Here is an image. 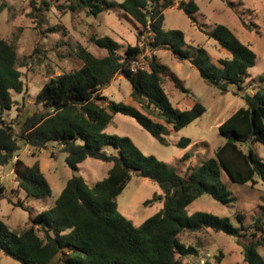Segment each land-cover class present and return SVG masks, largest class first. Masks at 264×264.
Wrapping results in <instances>:
<instances>
[{
	"label": "trees",
	"instance_id": "1",
	"mask_svg": "<svg viewBox=\"0 0 264 264\" xmlns=\"http://www.w3.org/2000/svg\"><path fill=\"white\" fill-rule=\"evenodd\" d=\"M222 1L234 10L233 1ZM80 2L82 9L92 15L117 11L135 25L136 42L123 46L106 35L93 38L95 45L105 51L103 56L78 48L81 65L44 82L34 97L36 108L23 120L15 117L6 121L3 115L14 104L11 91L24 90L19 69L29 64L33 53L19 57L12 41L0 39V164L12 161L16 189L26 197L49 196L51 189L37 160L27 165L18 157L19 141L34 149L56 142L72 171L87 157L110 163V167L106 176L92 186L82 176L72 174L51 208L30 211L29 225L19 232L12 230L0 215V251L21 264H218L223 257L221 251L214 255V262L183 260L198 256L199 249L181 241L179 236L211 229L235 239L244 264H264V257L258 252V247L264 246V228L258 217L248 225L238 213L239 225L234 226L227 218L212 213L196 211L188 215L185 211L202 194L220 204L234 200L223 181L224 172L236 183L254 184L259 180L264 184V161L250 147L256 142L264 146V76L258 77L254 92L243 91L247 70L255 63L254 51L225 24L215 23L210 30L197 25L207 38L229 53L214 61L200 45L193 52L181 30L163 28V11L171 7L183 10L196 24L194 0ZM70 8L75 9L74 5ZM159 49L168 50L178 60L189 61L211 85L225 90L232 84L238 92L243 91L244 106L218 125L222 144L213 156L183 175L155 156L143 154L129 137L105 132L113 115L120 113L132 117L166 145L169 131L192 122L205 111L198 101L187 109L171 105L164 81L171 80L181 91L186 89L178 76L159 61L155 54ZM141 59L145 61L142 63ZM116 76L130 83V97L139 109L101 95V89ZM188 143L187 137L178 141L182 147ZM240 144H247L246 151ZM133 174L152 180L161 189L151 199L161 202L160 210L139 225L124 218L115 201ZM10 193L13 190L0 185V200L6 198L23 207L20 201H12Z\"/></svg>",
	"mask_w": 264,
	"mask_h": 264
},
{
	"label": "rangeland",
	"instance_id": "2",
	"mask_svg": "<svg viewBox=\"0 0 264 264\" xmlns=\"http://www.w3.org/2000/svg\"><path fill=\"white\" fill-rule=\"evenodd\" d=\"M194 1L197 5L194 13L196 24L191 23L183 10L171 7L163 11V28L181 30L186 45H192L193 52L195 46L200 45L215 61L219 57L229 56V53L207 38L197 25L204 30H210L215 23L228 26L256 55L254 65L247 70L248 77L243 86L244 92H254L259 85L258 77L264 76V0H231L236 5L234 10L222 0ZM71 5H74V10L70 8ZM135 30V25L120 17L117 11L88 14L82 9L79 0H0V39L12 41L19 57L33 53L29 64L19 69L24 90L22 93L11 91L14 104L4 113V119L12 121L16 117L19 121L23 120L36 108L34 97L44 82L52 76L79 67L81 60L76 54L78 48L83 47L95 56H103L105 51L95 45L93 38L106 35L123 46L133 45L136 42ZM155 54L166 68L178 76L182 87L186 89V92L181 91L171 80L164 81L163 86L171 105L187 109L198 101L205 111L192 122L169 131L165 135L166 145L159 143L132 117L120 113L113 115L105 132L129 137L143 154L155 156L183 175L189 168L213 156L216 148L222 144L224 140L219 134L218 125L240 106H244L241 97L243 91L238 92L232 84H228L225 90L211 85L189 61L176 59L168 50L159 49ZM144 61L141 59L142 63ZM130 91V83L122 76H116L100 92L107 100L124 102L139 109L131 99ZM181 137L189 138L185 147L178 145ZM250 147L264 161V146L256 142L251 143ZM240 148L246 151L247 144H240ZM16 154L27 165L37 160L51 189L49 196L26 197L23 191L16 189L12 161L0 164V185L13 190L10 193L12 201L23 204L21 207L9 203L6 198L0 200V215L16 232L29 225L30 211L51 208L72 174L82 176L92 186L106 176L110 167V163L87 157L72 171L65 163V152L54 141L42 149L31 148L19 141ZM224 175L223 181L234 200L220 204L207 194H202L185 207L186 213H212L227 218L234 226L239 225L236 220V214L239 213L243 215L244 224L252 225L258 217L264 228V184L259 180L254 184H240L230 180L225 172ZM159 193L161 189L155 182L133 174L116 196L117 210L133 225H139L160 210L161 202L151 200L154 194ZM39 235H42L41 232ZM179 238L199 248L198 256L186 257L184 261L209 259L214 262V255L221 251L223 257L218 264H244L240 246L233 237L222 232L203 229L196 233H182ZM258 252L264 257V246H259ZM0 264L21 263L0 251Z\"/></svg>",
	"mask_w": 264,
	"mask_h": 264
},
{
	"label": "crops",
	"instance_id": "3",
	"mask_svg": "<svg viewBox=\"0 0 264 264\" xmlns=\"http://www.w3.org/2000/svg\"><path fill=\"white\" fill-rule=\"evenodd\" d=\"M188 243V242H187ZM199 249V248H198Z\"/></svg>",
	"mask_w": 264,
	"mask_h": 264
}]
</instances>
